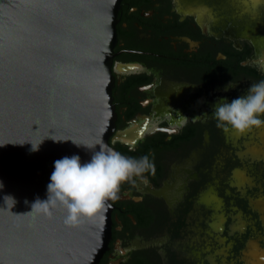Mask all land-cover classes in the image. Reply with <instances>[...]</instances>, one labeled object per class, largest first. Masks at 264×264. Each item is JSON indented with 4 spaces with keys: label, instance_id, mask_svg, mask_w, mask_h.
I'll use <instances>...</instances> for the list:
<instances>
[{
    "label": "flooded vegetation",
    "instance_id": "flooded-vegetation-1",
    "mask_svg": "<svg viewBox=\"0 0 264 264\" xmlns=\"http://www.w3.org/2000/svg\"><path fill=\"white\" fill-rule=\"evenodd\" d=\"M263 11L256 0H120L110 63L116 118L107 144L127 157L146 155L152 166L110 199V235L97 264H197L190 253L203 255L204 242L199 249L194 239L220 234L202 202L207 180L215 170L226 186L224 175L239 161L234 144L263 145L264 125L244 134L223 129L212 105L264 79ZM233 200L262 227L247 199ZM254 237L247 231L234 243L240 264Z\"/></svg>",
    "mask_w": 264,
    "mask_h": 264
},
{
    "label": "water",
    "instance_id": "water-1",
    "mask_svg": "<svg viewBox=\"0 0 264 264\" xmlns=\"http://www.w3.org/2000/svg\"><path fill=\"white\" fill-rule=\"evenodd\" d=\"M119 2L0 0V264H97L106 248L110 200L71 225L63 208L32 205L47 199L56 159L90 160L93 150L73 141L107 144L114 130ZM41 140L32 151L28 141Z\"/></svg>",
    "mask_w": 264,
    "mask_h": 264
},
{
    "label": "clouds",
    "instance_id": "clouds-1",
    "mask_svg": "<svg viewBox=\"0 0 264 264\" xmlns=\"http://www.w3.org/2000/svg\"><path fill=\"white\" fill-rule=\"evenodd\" d=\"M232 87L234 86H230L229 83L224 87V91ZM211 115L218 127L231 129L238 134L254 126L264 125V79L250 84L244 94L235 98H218L212 105ZM51 138L55 141L68 140L53 136ZM42 140L37 144L28 141L31 143V150H38ZM73 143L92 149L90 160L82 163L78 154L56 159L47 184V199L37 200L32 205L33 208L39 202L44 211L57 207L63 208L66 224H75L82 218L100 215L105 210L107 201L116 198L123 181L130 176L142 174L152 166L148 156L145 155L139 159L127 157L102 141L92 145L75 141ZM0 188H3L2 181H0ZM6 197L15 202L14 198Z\"/></svg>",
    "mask_w": 264,
    "mask_h": 264
},
{
    "label": "rangeland",
    "instance_id": "rangeland-1",
    "mask_svg": "<svg viewBox=\"0 0 264 264\" xmlns=\"http://www.w3.org/2000/svg\"><path fill=\"white\" fill-rule=\"evenodd\" d=\"M256 1L261 4L264 2V0ZM262 15L264 17V11ZM246 143L244 144L246 149H243L240 144H234V149H231L239 158V161L230 177L224 175L226 186L223 187L220 179L221 175H218L220 178L217 177L215 170L211 178L207 180L202 195V202L206 209L212 211H210V219L213 220V226L220 231V234L210 232V236L204 234L203 237L199 235L194 239V242L197 241L198 243L196 248L199 249L204 242L202 247L204 248L203 255L199 251H195L196 249H193L194 251L190 253V257L196 263L198 262L197 264H202L203 262L199 263V260L202 261L204 259V261L207 259L211 264H240L237 258L233 256V246L236 240L240 239L247 231H250L252 237H256L250 241L249 252L242 256V260L245 264H264V144L257 146L250 140H246ZM215 162L214 167L220 163L218 157ZM181 185L180 180L175 181V186ZM222 187L232 203L228 209L226 200L218 194ZM159 193L165 194L166 189H161ZM168 193L170 194L169 191ZM236 195L247 199L250 207L258 211L257 213L262 222L261 228L255 225L249 215L241 213L238 207L234 205L233 197ZM205 221L209 222V216L205 217ZM196 226L197 229L200 228L199 225ZM259 242H262L261 245L258 244Z\"/></svg>",
    "mask_w": 264,
    "mask_h": 264
}]
</instances>
